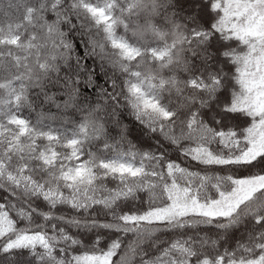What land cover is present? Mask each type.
I'll return each mask as SVG.
<instances>
[{"label":"snow or ice","instance_id":"snow-or-ice-1","mask_svg":"<svg viewBox=\"0 0 264 264\" xmlns=\"http://www.w3.org/2000/svg\"><path fill=\"white\" fill-rule=\"evenodd\" d=\"M0 264H264V0H0Z\"/></svg>","mask_w":264,"mask_h":264}]
</instances>
